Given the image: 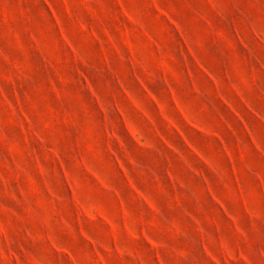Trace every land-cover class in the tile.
I'll use <instances>...</instances> for the list:
<instances>
[{"label": "clouds", "instance_id": "9594fccd", "mask_svg": "<svg viewBox=\"0 0 264 264\" xmlns=\"http://www.w3.org/2000/svg\"><path fill=\"white\" fill-rule=\"evenodd\" d=\"M117 4V10L100 13L99 0H40L42 30L55 35L50 40L35 33L32 36L33 46L39 49L36 57H47L49 50L59 49L74 60L70 87L79 88L81 102L88 107L87 127L99 137L85 131L81 106H73L63 92L34 91L38 85L24 75L19 51L10 40L0 39L4 42L0 59L7 62V66L0 64V79L12 85H0V112H7L18 125V135L13 138L0 122V145L20 161L18 166L8 168L7 175L0 173V186L11 193L9 181L17 179L21 199L15 195L12 199L23 211L13 219L0 204V261L99 264L93 252L102 251L108 264H157V259L160 264H172L173 260L176 264H212L210 254L220 258L229 253L236 256L238 247L243 255L236 256L233 264H264V0H117ZM65 8L71 11L66 13ZM90 9L98 13L89 17L91 22L84 18ZM106 20L117 25L119 34L112 35L113 41L126 39L131 44V57L129 49L121 46L115 55L109 49L107 61L109 65L128 66L129 75L121 76L115 85V89L126 91V99L114 90L108 68L93 62L77 42L85 38L91 41L94 30H106ZM217 33L223 34L219 40ZM100 43L109 47L107 41ZM202 43L221 62L219 72L201 52ZM188 48L196 53L208 74L216 78L218 86L197 67ZM229 50L234 54L233 67H227L225 76ZM9 53L15 63L9 60ZM169 65L177 73L175 78L169 74ZM140 68L147 74L146 86L151 95L164 97L158 106L142 99V86L137 82L144 79ZM92 76L97 78L101 91H93L96 85L90 83ZM45 79V88L58 87L53 77ZM13 90H28L29 97H14ZM169 91L174 93L185 119L208 139L219 141L222 151L232 153L231 162L227 157L220 160L200 150V159L211 163V169L204 168L201 175L200 163L182 144L172 140L169 147L189 174L188 179L172 175L167 167L170 154L149 130V122L171 138L174 129L160 126L162 114L190 140L193 137L173 110ZM85 92L92 93L88 100L83 99ZM73 112L75 115H71ZM221 117L224 127L219 126ZM121 118L127 122L130 139L124 135ZM105 129L110 134L106 141ZM136 152L147 155L134 157L129 176H139L157 186L171 177L173 187L183 191L199 208L205 206L200 200V189L210 187L226 206L232 231L223 225L206 229L185 207L181 212L195 227L197 238L169 219L165 227L170 240L153 237L159 255H148L147 245L141 247L139 223L145 210L135 203L136 197L124 190L119 192V199L125 206L117 205L109 167L121 158V153ZM162 166L167 174L161 171ZM32 168L34 175L26 170ZM197 177L199 187L191 182ZM148 199L140 197L144 202ZM106 200L116 206L108 207ZM241 202L243 208L239 206ZM170 207L175 210L174 205ZM74 209L79 213V224L70 216ZM102 214L114 228L104 225ZM153 214L158 221L163 216L154 205ZM190 249H196V254Z\"/></svg>", "mask_w": 264, "mask_h": 264}, {"label": "rangeland", "instance_id": "374dc122", "mask_svg": "<svg viewBox=\"0 0 264 264\" xmlns=\"http://www.w3.org/2000/svg\"><path fill=\"white\" fill-rule=\"evenodd\" d=\"M42 2V0H41ZM172 2V0H169ZM40 0H0V39H8L12 42V44L19 51L21 59L23 61L24 67V75L26 77H32L38 87L34 91L36 92H47L52 91L53 94H58L63 92L64 96L67 97L70 103L73 106L80 105L82 108V112L85 116V131L89 132L96 137H99L100 134L95 132L94 129H89L87 127V113L88 107L87 105H83L81 102L80 90L79 88H72L70 85L72 84V64L74 60L69 59V54L67 52H63L59 49L49 50V54L47 57H36L35 53L39 51L38 48L33 46L32 36L33 34H38L46 39H51L55 33H49L42 30L40 17L43 15L42 10L39 7ZM117 0H99V11L100 13L115 11L118 8ZM122 11V9H120ZM70 9L65 8V12H70ZM96 9H90L89 15H86L84 18L86 20H91L89 17H95L97 15ZM107 29L100 28L99 30H94L91 36V41L87 38L84 40H78L77 42L80 44L82 50L91 57L92 61L95 63H99V65L104 68H108V78L113 81L114 90H118L121 95V99H126V91L123 88L115 89V85L120 83L121 76H128V66H120L118 64L109 65L108 61V52L111 49L113 55L118 51L119 47L124 46L129 49V56H132L131 53V44L126 39H121L119 42L112 40L113 34L117 33V25L115 21L108 22ZM63 30H61L62 32ZM97 36L100 37V40H97ZM124 36H127V31H124ZM223 36L222 33H217V40H219ZM63 40V36H61ZM107 41L109 44L108 48H105L101 45L100 41ZM66 43V41H65ZM4 46V42L0 40V47ZM201 52L208 59L209 63L217 68V71H220L221 62L215 58V55L212 54L205 46V44L199 45ZM8 51V49H5ZM29 53H32L30 56ZM188 54L193 57L196 62L197 67L203 71L205 74H208L207 69L200 63L199 58H197L196 53L192 51L191 48H188ZM9 60L15 63V57L9 53ZM227 66L225 67L224 75L227 76V67H233L232 61L234 59V54L229 50L227 55ZM0 64H5L7 66V62L3 59H0ZM169 74L174 78L177 73L172 70L171 66H168ZM140 76L144 77V79H138V83L141 84V93L142 99H144L149 104H156L158 106L159 99L164 98L163 96L159 98H154L149 91V88L146 86L148 84L147 74L143 68L139 69ZM235 75H239V73L234 72ZM88 74L85 73V76ZM209 75V79L212 81L214 86H218V81L215 77ZM46 76H50L54 78V83L58 86L56 88H52L50 85L48 88H45V85L48 81L45 79ZM83 79V77H82ZM91 84H95L96 87L93 90L94 92L101 91V87L97 78L95 76L91 77ZM0 85H4L8 88H12V85L7 83L6 79H0ZM23 95L25 98L29 97V91L25 90L23 93L19 91L13 90V96L19 97ZM84 100H88L89 96L92 93H84ZM168 95L172 97V103L174 105L173 110L177 113L178 117L183 121V123L189 128L190 134L193 139H189L185 136L184 132L176 126L173 121L168 120L162 114L160 116L161 127H171L174 129V133L171 134V138L169 134H162L159 128H155L151 126V122H149V130L152 132L153 136L157 140V142L161 145L163 149L169 152L170 154V163L167 167L171 168L172 175H176L181 177L182 179H188L187 169L181 164L177 158L175 153L172 151V148L169 147L172 140H175L177 144H182L183 148L186 152H189L193 159L200 163L201 168L198 169V172L203 175L204 168L211 169V163H206L205 161L200 159L199 151L203 150L205 152L210 153L212 156L217 159L223 160V158L227 157L231 162L232 153L222 151V147L218 146L219 141L214 142L213 140L208 139L201 130L193 126L190 121L183 117V113L179 108L178 102L175 100V95L172 91H169ZM218 99L223 102V97L219 96ZM135 103L134 101L132 102ZM51 108V106H49ZM230 107V106H228ZM55 111V109H51ZM156 114V109H154V113ZM71 115H75V113H71ZM0 122L8 129L9 136L15 138L17 133L18 125H15L14 122L10 119L9 114L7 112H0ZM121 122L124 124L123 132L126 138H129V134L127 131V122L121 118ZM139 123H144L143 119H138ZM214 124L217 123L216 120L213 121ZM219 126L224 127L223 118H219ZM200 132V135L197 136L196 133ZM110 134L105 129L103 133V139L106 141L107 137ZM88 148L91 145L87 146ZM147 154L142 152H136L132 155L127 153H121V158L116 160L114 164H109V167L112 169V176L115 183V192L114 196L117 200V205L123 208L124 202L119 199V192L121 190L126 191L130 197H136L135 203L137 205H142L145 210L139 216V223L141 224V236H142V244L143 248L147 245L145 249L146 253L150 255L152 258L158 257L159 253L155 250V244L153 243V237L159 239L161 241L167 242L170 240V235L165 227L167 221L169 219L174 220V222L183 227L186 231H188L193 238H197V233L195 227L192 225L190 220L183 215L181 212L182 208H187L188 211L193 213L203 224L206 229H213L217 225H223L224 229L227 231H232L231 228V217L228 215L226 206L223 201L218 199L216 193L208 187L206 190L203 188L200 189L199 196L200 200L204 202V207L199 208L195 201H193L189 196H187L183 191H178L172 185L171 177L169 179L157 186L154 183H151L139 176L136 179H133L129 176V169L132 167V162L134 157L143 158ZM27 159H30L28 157ZM147 163V160H144ZM20 163L19 159L10 154L7 147L4 145H0V173H5L7 175L8 168L16 167ZM56 166V162L53 161V167ZM62 166V165H61ZM30 171L31 174H35V169H26ZM161 171L167 174L166 169L162 166ZM198 177L191 182L194 184L198 183ZM9 183L12 186V192H7L2 186H0V204L5 206V211H7L8 215L12 216L15 219L16 216L22 215L23 211L17 205L15 200L12 199V196L15 195L16 199H21L20 189L17 188L18 181L16 178H12ZM102 183V182H101ZM167 193V195H165ZM254 195V194H253ZM146 196L150 197L146 202L141 201L140 197ZM106 204L108 207H115L116 205L112 204L111 200H106ZM171 205L175 206V210H173ZM153 205L155 208L160 209L163 213V216L159 219V221L155 218L153 214ZM233 207H237L235 202H232ZM243 208V202L239 205ZM246 212V209H245ZM70 216L75 220L77 224H79V213L73 210L70 213ZM63 218V217H62ZM101 219L109 229L114 228L112 222L103 214L101 215ZM151 232V235H149ZM103 234V233H100ZM217 238H220L219 234H217ZM193 255L196 254V249H190ZM93 255L96 260L99 261V264H108V261L105 259L102 251H94ZM242 251L237 247L236 256H242ZM236 256L231 253L228 256L220 258L215 255H209V259L212 264H217V261H220V264H233V261L236 259ZM0 264H3L0 261ZM157 264H160L157 259ZM172 264H176L173 260Z\"/></svg>", "mask_w": 264, "mask_h": 264}]
</instances>
